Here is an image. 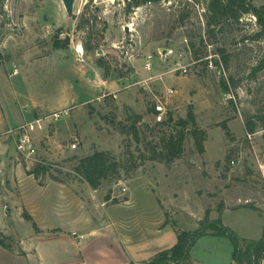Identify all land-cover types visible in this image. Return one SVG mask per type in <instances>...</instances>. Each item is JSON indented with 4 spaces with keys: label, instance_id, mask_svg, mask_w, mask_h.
<instances>
[{
    "label": "rangeland",
    "instance_id": "374dc122",
    "mask_svg": "<svg viewBox=\"0 0 264 264\" xmlns=\"http://www.w3.org/2000/svg\"><path fill=\"white\" fill-rule=\"evenodd\" d=\"M82 2L75 0L68 16L62 0H0V238L9 245L0 246V264H78L90 252L85 245L91 247L95 240L84 233L101 231L104 219L110 223L100 213L104 208L120 215L122 210L130 212L127 230L133 237L150 230L153 238L138 244L141 257L149 255L151 246H173L177 231L197 229L206 210L210 220L220 218L240 237L260 238L264 129L247 133L244 126L254 116L264 118V67L258 68L264 37L256 35L260 28L255 16L244 13L208 25V0ZM263 2L253 0L257 7ZM66 37L73 51L82 43L84 54L82 60L72 56L65 71L43 58L56 55L53 41ZM147 54L153 55L150 71L144 69ZM86 58L91 69L96 65L102 77L112 79L108 90L113 92L82 104L87 91L78 70ZM98 61L108 67L106 73ZM14 68L18 74L9 77ZM62 78L74 85L75 102L66 108L60 101L55 104L60 97L55 81L62 84ZM169 88L174 93L168 95ZM113 93L120 97L115 99ZM158 99L167 110L161 125L153 118ZM32 106L49 111L57 107L60 118L52 120L48 112L41 120H24L21 112ZM189 111L194 127L206 133L204 151L196 149L187 133L180 157L160 162L156 156L161 139L175 133L176 122ZM224 120L229 133L220 126ZM24 124L35 147L30 156L20 154L15 139L6 133ZM95 150L113 155L119 164L117 176L102 181L98 201L90 197L88 202L87 194L77 189V202L68 203L73 210L63 209L66 188L58 183L81 186L75 166ZM38 164L46 169L33 174L36 191L28 183L18 185L23 172L32 174ZM181 172L186 174L183 181ZM165 178L176 180V186L166 184ZM34 198L48 205L40 208L28 202ZM225 203L233 206L222 212ZM26 208L36 224L51 229L33 236L32 223L23 218V211L29 214ZM53 227H70L76 234L52 235L61 231ZM231 253L226 237L207 234L191 248L187 264H236ZM156 255L135 264H146Z\"/></svg>",
    "mask_w": 264,
    "mask_h": 264
},
{
    "label": "trees",
    "instance_id": "16d2710c",
    "mask_svg": "<svg viewBox=\"0 0 264 264\" xmlns=\"http://www.w3.org/2000/svg\"><path fill=\"white\" fill-rule=\"evenodd\" d=\"M138 2L159 1V0H136ZM264 1V0H263ZM206 10L209 14L207 24H214L217 19L232 18L238 19L241 14L250 13L255 16L259 25L257 36L264 37V2L260 6H255L253 0H208ZM69 45V38L63 40L55 39L53 41L54 49H64ZM225 63H227L225 59ZM98 65L107 72L108 67L101 61ZM264 67V57L260 60L258 68ZM255 119L245 121V130L247 133H254L257 127L264 129V118L254 116ZM195 119L192 111L184 119L176 122L175 133L169 134L166 138L161 139L162 150L156 156L160 162L169 164L179 158L183 152V142L185 135L190 133L194 138V144L199 152L204 151L203 141L206 133L202 129L196 127ZM221 128L229 133L227 121L220 122ZM178 127V128H177ZM189 127V128H188ZM189 129V130H188ZM264 141V133L262 135ZM119 164L113 155L106 150H95L93 153L80 157L75 166V172L82 177L93 189H97L102 181L108 179L112 175L118 174ZM46 167L38 164L35 172H30L37 176L38 172L45 170ZM221 210V206L219 207ZM23 218L32 223L35 232L39 231L36 222L32 216L23 211ZM207 234L226 237L232 244V260L236 264H264V228L260 238L247 239L240 237L234 230L225 226L220 218L217 220L209 219V211H205V216L199 222V227L193 231H178L177 240L173 246L168 249L161 250L146 264H187L190 257V250L197 240ZM1 247H9L5 241L0 238ZM129 264H135L130 262Z\"/></svg>",
    "mask_w": 264,
    "mask_h": 264
},
{
    "label": "crops",
    "instance_id": "0c3cea01",
    "mask_svg": "<svg viewBox=\"0 0 264 264\" xmlns=\"http://www.w3.org/2000/svg\"><path fill=\"white\" fill-rule=\"evenodd\" d=\"M54 52L56 53V55L49 56L47 58H43V60H45V59H49L50 61L54 60L57 64H60L61 66H63V68H65V71L69 70L68 67H69L71 58H73L72 56H74V59H75V56H77L76 53H74V51L72 50V47L69 45V48L67 47L64 49H55ZM54 52H53V54H54ZM51 57H54V58L50 59ZM86 57L88 58L89 56L87 55ZM87 58L85 60L86 63L81 65L80 69L78 70L79 71L78 76H79L80 80H82V83L84 84V87L87 91V92H85L87 97L85 100L81 101L82 104L90 102L91 99L96 98L99 100L101 98H105L108 94L113 92V90H110V91L108 90L110 88V86L113 85V82L111 81L112 79L110 80L108 78L102 77L101 72H100L101 70L96 65H95V68L91 69V65H90L89 61L87 60ZM92 72H94L93 75H92ZM17 74H18V72L12 74V71H11V73L9 74L10 75L9 77H12V76L14 77ZM67 80L68 79H66V78H62V81H61L62 84H60L59 80L55 81L56 85L59 87L56 90V93H57V91H59V94H60V97H58V95L56 96L55 104H57L60 101L61 107H63V108H66V107L74 104V102H75V99H74L75 93L73 92V86L74 85L71 82H69V80L68 81ZM62 87H63L64 91L61 90ZM66 89L69 90L68 93H66V91H65ZM113 97L115 99H118V97H120V96L117 95L116 93H113ZM115 101L118 104L117 100H115ZM48 112H51L49 114L57 112V107H55V108L53 107L49 111L47 109L40 108L39 106H32L31 109H29L28 111H23V112H21V114H22L24 120L25 119L32 120L33 118L34 119L42 118V116L47 115ZM39 120H41V119H39ZM6 122L9 124V126H11V124L9 122V118L7 116L5 119V123ZM173 162H171V163H173ZM185 177H186V174L181 172V176H180L181 179L180 180L183 181L185 179ZM22 182H23V184L28 183V185H30V188H32V190L36 191L35 190V180H34L33 174H26L25 172H23V175L21 176V179L19 180L18 185H21L20 183H22ZM165 183L170 185V186H176L177 181L174 179L171 180V178H165ZM58 185H59L58 187H62V188L65 187L66 188L65 194L63 195V197H65V200H63V201L66 202V206H64L63 209L73 210V208H71L68 205V203L69 202H77V200L76 199L73 200V198H77L76 197L78 195L77 193H78V191H81V190H83L87 194L88 202H91L90 197H94L95 202L98 201V198H96L97 197L96 192L99 191V188L93 189L84 179H83V182H81V184H80L81 186H79V187H77L76 182H71L69 184V186L62 185L59 183H58ZM77 189H78V191H77ZM32 190H30L29 193ZM25 192H26V190H25ZM33 201L31 199H30V201L28 200V202H31L32 204H34V203L38 204L40 206V208H43L44 206L48 205V204H45V201H41V200H37V199L35 200V198ZM106 202L107 201H105V203ZM224 206L225 207L223 208L222 212H224L225 208H232L233 205L230 206V205L225 203ZM158 208H159L160 214H161L162 210L159 207V205H158ZM122 209H124V208H122ZM28 211H29V214L31 215L30 210H28ZM114 212H116V213L114 214ZM100 213L104 214L103 216L107 217L110 223H108L107 220L104 219L101 222V224H102V230L101 231H98L96 233L95 229H92V230L90 229L88 232L84 233L85 235H83V236L89 235L91 237H95V240L91 243V247L89 246L90 243L85 245V247H84L85 250L86 251L89 250L90 252L87 254L84 253L83 257L79 260L78 264H129L130 262L138 263L140 261H144V260L151 258L154 254H156L162 250V249H159V247L151 246L149 249L152 251L149 253V255H147L145 257H141L140 256L141 253L139 252V249H138V244H143L144 242L149 240V238H153V237H150V236H152V233L150 232V230H149V232L146 231V233H144L142 236H139V237L137 236V233H136L135 236L133 237L132 235H130V232L127 230L129 228L128 225L131 226V222L129 221L130 220V216H129L130 212L128 213L127 211L122 210V212H121L122 214L120 215V214H118L117 210H113V211L108 210L107 211L104 208V209H101ZM96 214H97V212H96ZM204 215H205V212H204ZM79 216H80V214H79ZM79 216L76 215V217H79ZM74 219H75V217H72L71 220H74ZM161 222L155 224L154 227H156V225H158V227H159ZM120 223H121V225H120ZM149 223L147 224L148 226H149ZM124 225L127 227H124ZM37 226H38L40 231L51 229V228L43 229L38 224H37ZM112 226H113V230H114L113 233L111 232ZM53 228H59V230L61 229V231H57V232L53 233L52 235L58 236L59 234H62V233H64V234L65 233L76 234L75 230H72L71 232L68 231L70 227H66V229L61 228V227H53ZM135 228H136L137 232L141 231L139 226L135 225ZM33 232H34L33 236H39V235L42 236V234L44 233V232H35V231H33ZM141 232H143V231H141ZM158 232L156 231L154 233V239L157 236L156 234ZM66 237H67V235H66ZM67 238L69 239V237H67ZM110 239H111V241H110ZM176 240H177V236H176ZM96 242L99 245L96 244ZM77 245L79 248H80V246L81 247L84 246V244H82V243L77 244ZM128 246H130V248H128ZM85 250L82 249V251H85Z\"/></svg>",
    "mask_w": 264,
    "mask_h": 264
},
{
    "label": "built area",
    "instance_id": "2783aa9c",
    "mask_svg": "<svg viewBox=\"0 0 264 264\" xmlns=\"http://www.w3.org/2000/svg\"><path fill=\"white\" fill-rule=\"evenodd\" d=\"M170 1V0H168ZM101 2V0H83L82 5H87L88 3H92L97 5V3ZM74 51L76 53V59H81L84 54V48L82 43H77L74 46ZM152 54H147L145 56V62H144V69L147 71H150L152 69ZM181 72L185 73L186 68L180 67L179 68ZM17 69L14 68L12 71V74L16 73ZM171 93H174L173 89H168L167 94L170 95ZM167 110L165 104L160 101L159 99L155 101L154 103V113L153 118L157 124H163L167 120L166 118ZM52 120H58L60 118L59 112H54L50 115ZM7 134L11 135L15 139L16 149L17 151L25 156H30L35 153V147L32 144V140L30 139L28 130H27V124L21 125L18 128H9L6 132ZM250 137V134H247ZM72 147H75V143L72 144ZM123 191H126L127 189L123 186Z\"/></svg>",
    "mask_w": 264,
    "mask_h": 264
},
{
    "label": "water",
    "instance_id": "95a60500",
    "mask_svg": "<svg viewBox=\"0 0 264 264\" xmlns=\"http://www.w3.org/2000/svg\"><path fill=\"white\" fill-rule=\"evenodd\" d=\"M63 6L68 16L73 14L75 0H62ZM131 3V0H128V4Z\"/></svg>",
    "mask_w": 264,
    "mask_h": 264
}]
</instances>
